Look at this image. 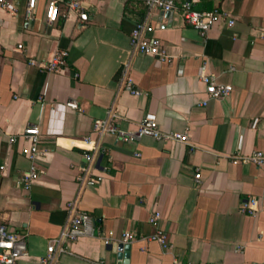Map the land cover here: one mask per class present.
Segmentation results:
<instances>
[{"label":"crops","instance_id":"obj_1","mask_svg":"<svg viewBox=\"0 0 264 264\" xmlns=\"http://www.w3.org/2000/svg\"><path fill=\"white\" fill-rule=\"evenodd\" d=\"M9 1L0 5V222L25 236L19 264H40L77 197L93 217L94 234L67 241L57 264H264V166L231 158L264 152V0H190L197 10L218 9L235 20L205 35L179 9H150L142 0H83L90 15L84 26L74 11L49 21L47 0H39L31 18L27 0ZM139 21L161 39L164 59L132 50ZM57 50L68 52L62 72L30 64ZM125 73L141 94L123 88ZM202 73L233 90L209 98ZM70 100L79 107L67 106ZM110 109L126 129L156 113L162 131H188L189 140L101 137L93 123ZM28 125L39 126L48 153L38 162L40 176L25 188ZM87 153H95L102 179L81 188ZM251 197L258 199L256 212H241ZM154 211L162 215L158 226L150 222ZM159 229L170 249L144 238ZM126 231L139 237L124 242Z\"/></svg>","mask_w":264,"mask_h":264},{"label":"built area","instance_id":"obj_2","mask_svg":"<svg viewBox=\"0 0 264 264\" xmlns=\"http://www.w3.org/2000/svg\"><path fill=\"white\" fill-rule=\"evenodd\" d=\"M150 9H160L162 11H171L179 9L187 24L196 28L202 35L213 27L216 23L224 21L228 26H233L235 20L228 13L215 10H197L194 8L190 0H184L180 3L177 0H142ZM39 0H27L25 15L31 18L37 8ZM0 5L9 7V0H0ZM68 11H74L78 15L79 25L84 26L89 20V12L83 4V0H47L46 15L49 21H57L61 15H65ZM131 46L133 51L149 53L164 59L167 55L163 48L161 39L147 35V24L145 21H139L135 24L131 31ZM23 48L22 44L18 45ZM1 48V45H0ZM31 65H36L49 72H62L69 65L68 52L66 50H57L51 58L47 60L30 59ZM75 75H78L77 73ZM200 78L206 83V91L209 98H223L231 93L233 85L230 83L218 82L212 74L202 73ZM123 88L134 94H141L142 91L134 86L132 77L125 73L123 79ZM207 103V101H204ZM67 106L78 108L76 100L67 102ZM117 113L110 109L109 115L103 119H95L93 130L103 136L105 134H113L122 141L132 142L139 141L144 136H151L154 139L166 143L168 141L187 142L189 140L188 131H162L159 128L156 113L147 112L142 120L137 123L135 129H126L117 123ZM27 146L24 153L31 160V166L20 178L21 184L25 188H30L33 181L37 179L42 170L38 166L39 160L43 159L48 151L40 146L41 130L37 125H28L22 133ZM88 140V138H85ZM15 137L11 138L14 141ZM234 163H253L258 166H264V152L255 150L251 153L236 152L231 155ZM87 163L82 167L81 174L78 176L80 187L86 185H94L102 179V177L94 172L96 155L95 153L86 154ZM196 181L200 182V173L195 175ZM78 197L68 203L69 221L61 230L58 237L50 241L47 246L46 253L41 257L40 264H57L58 254L66 251L65 243L69 240H76L84 235L94 234V223L92 215L78 207ZM258 199L251 197L241 205V212L254 214ZM162 218L160 211H154L150 217V222L159 225ZM139 237L137 233L126 231L123 233V241L131 242ZM107 245L112 243L111 237L103 236ZM147 239L157 240L165 249H170L172 243L168 234L160 229L150 236H144ZM27 254V242L25 236L19 232L12 230L5 222H0V264H19L20 259ZM95 264H105L103 260H98ZM172 264H194L191 262H181L174 259Z\"/></svg>","mask_w":264,"mask_h":264},{"label":"water","instance_id":"obj_3","mask_svg":"<svg viewBox=\"0 0 264 264\" xmlns=\"http://www.w3.org/2000/svg\"><path fill=\"white\" fill-rule=\"evenodd\" d=\"M167 12H169V11H167ZM121 247V246H120Z\"/></svg>","mask_w":264,"mask_h":264}]
</instances>
